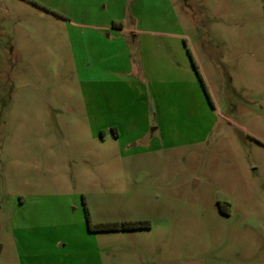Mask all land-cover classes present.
I'll return each mask as SVG.
<instances>
[{"label":"rangeland","instance_id":"1","mask_svg":"<svg viewBox=\"0 0 264 264\" xmlns=\"http://www.w3.org/2000/svg\"><path fill=\"white\" fill-rule=\"evenodd\" d=\"M186 262L264 264V0H0V264Z\"/></svg>","mask_w":264,"mask_h":264},{"label":"trees","instance_id":"2","mask_svg":"<svg viewBox=\"0 0 264 264\" xmlns=\"http://www.w3.org/2000/svg\"><path fill=\"white\" fill-rule=\"evenodd\" d=\"M84 210H85V218L87 221V226H88L89 231L136 229V228H148L149 227V224L147 222L109 223V224L92 225L90 222V217H89L87 208H84Z\"/></svg>","mask_w":264,"mask_h":264},{"label":"water","instance_id":"3","mask_svg":"<svg viewBox=\"0 0 264 264\" xmlns=\"http://www.w3.org/2000/svg\"><path fill=\"white\" fill-rule=\"evenodd\" d=\"M184 264H199V263H197V262H186Z\"/></svg>","mask_w":264,"mask_h":264}]
</instances>
